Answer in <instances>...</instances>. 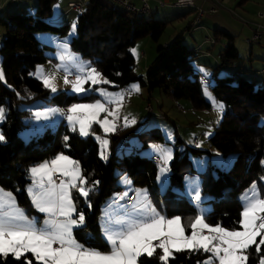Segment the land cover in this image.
<instances>
[{
  "label": "trees",
  "instance_id": "trees-1",
  "mask_svg": "<svg viewBox=\"0 0 264 264\" xmlns=\"http://www.w3.org/2000/svg\"><path fill=\"white\" fill-rule=\"evenodd\" d=\"M36 2L34 14L9 10L0 13V69L3 73V79H0V106L6 109L7 116L6 121L0 124V132L6 137V141L0 142V187L14 193L18 206L28 216H38L25 191L31 182L26 170L63 153L79 162L82 175L89 181L85 187L92 189L88 198L91 208L87 207L84 197L76 189H71L77 209H82L86 216L85 225L73 230L78 242L102 252L110 251V245L101 233L99 220L102 208L114 194L123 190L119 182L122 175H127L135 187L146 188L159 212H165L168 217L180 216L185 234H190L197 208L186 196L177 197V193L172 191L173 187L183 184L184 170L191 164L188 155L181 156L179 150L174 151L169 163L168 187L161 192L157 182L158 162L154 156L133 151L131 155L116 152L135 134V128L140 123L122 126L107 134L109 152L106 160L99 155L96 136L102 135L103 131L98 124H93L90 134L83 137L78 130L71 131L69 125L61 120L55 129L45 128L28 142L21 139L20 132L28 125L24 122L28 111L19 108V102L42 99L48 104L68 107L73 103L97 99L93 93L78 96L60 91L51 95L50 89L45 88L40 79L30 75L38 65L50 60L57 61L56 57L46 54L47 50H55V47L39 43L38 34L52 33L63 37L69 28L68 24L51 21L54 0ZM144 15L126 11L109 0H88L85 4L84 11L77 18V32L69 46L82 58L89 59L92 66L111 82L101 83L95 88L125 89L137 82L150 92L158 89L172 99L190 100L197 110H210L212 103L203 94L201 77L194 72L190 63L193 51L183 44L182 35L156 48V57L147 66L144 75L136 72V58L130 49L136 41L148 36L158 43L169 23L158 19L147 20L143 18ZM222 39L227 44L218 52L219 63L213 70V79H209L215 99L224 104V113L208 141L222 155L234 154L235 159L229 169H217L216 175L211 171H203L199 175L203 192L214 196L205 222L210 226L219 224L226 229H235L241 228L239 222L243 206L239 194L256 182L260 196L264 198V165L261 163L264 161V88L255 86L240 70L228 76L217 75L224 65H240L235 37L215 29L213 42ZM261 72L264 74V70ZM86 86L91 87L90 84ZM65 136L69 137L67 141L64 140ZM157 138L162 139L161 136ZM191 152L199 154L201 150L193 148ZM93 181L98 183L93 184ZM254 248L255 245L248 250L250 264H258L259 257ZM160 251L157 248V253ZM174 255L176 259L170 260L169 264H197V260L207 259L211 253L182 251ZM141 262L161 264L155 254L153 257L141 256L138 264ZM0 264L18 262L9 256L6 261L0 258Z\"/></svg>",
  "mask_w": 264,
  "mask_h": 264
},
{
  "label": "snow or ice",
  "instance_id": "snow-or-ice-1",
  "mask_svg": "<svg viewBox=\"0 0 264 264\" xmlns=\"http://www.w3.org/2000/svg\"><path fill=\"white\" fill-rule=\"evenodd\" d=\"M76 32L77 24L73 23L66 38H47L58 48L60 52L58 58L61 62L76 60L74 54L68 55L71 37ZM130 52L134 56L137 55L135 48L130 49ZM38 71L41 73L38 79L41 80L42 85L55 93L57 89L53 83L54 78L43 75L42 69ZM196 71L201 76L203 94L217 111L223 112V102L217 101L209 91L210 74L203 68H197ZM67 75L66 72V84L70 83ZM0 79H3L2 72ZM101 83L111 82L103 79L102 74L95 67H89L76 76L75 82L72 83V92L79 95L95 90L102 97L111 96L112 94L107 90L95 88ZM87 84L92 87L85 88ZM132 89L139 91V86L133 85ZM17 95L19 96V93ZM123 99L124 95L120 93L115 95L114 100L105 102L97 99L94 102L73 103L66 109V113L61 109H46L37 111L34 115L36 120L49 122L57 114L65 116L70 130L76 131L78 126L80 136H88L93 124H98L107 134L115 131L116 117L114 110L109 109L106 104L116 103L119 106ZM101 113H106L103 119L100 118ZM108 116L113 117V122L108 120ZM6 118V109L0 106V123L5 122ZM135 123V120L129 121L127 117L124 118L125 127ZM25 139L27 141L28 137ZM68 139L69 137H64L65 141ZM96 139L100 144V158L106 160L109 141L99 136ZM4 141L6 137L0 133V142ZM128 154H132L131 150ZM150 154H156L157 158L163 161L164 166L159 168L157 181L164 191L168 185L166 173L168 162L172 159L171 152L166 150L165 146L152 145ZM215 163L227 169L231 167L232 161ZM261 163L264 165V161ZM200 167L203 168V165ZM57 174L68 179H60L57 183L53 178ZM26 175L31 183L25 191L31 198L32 205L39 212L45 213L46 218L42 225L38 223L37 218H30L18 207L14 193L0 187V258L5 261L11 256L18 264H138L141 256L153 257L155 254L161 264H169L170 260L176 259L174 253L186 251L212 254L207 259L197 260V264H215V262L250 264L248 250L255 245L253 250L259 257L258 264H264V255H261L264 252V199L259 198L256 192L251 195L246 194L244 197L242 219L239 222L242 230H227L219 224L210 226L205 222L206 210L199 207L204 199L201 196L199 180L185 178L187 191H177V197L188 196L198 207L197 215L191 224L192 231L186 235L181 217L167 218L162 215L148 199L146 189H137L134 197H128V192L125 191L118 198H114L113 204H118L119 200L125 198L143 197V199L139 204L130 207L127 204L120 206L114 216L109 215L106 218L102 231L110 245V251L102 252L78 242L73 235L74 228L85 225L86 216L82 209H77L71 189H76L79 195L84 197V203L88 208L92 207L88 199L92 189L85 187L89 181L82 175L79 162L59 153L50 161L28 168ZM120 182L131 183L124 176L120 177ZM251 188L256 189L257 185L253 183ZM157 248L161 250L160 253H157Z\"/></svg>",
  "mask_w": 264,
  "mask_h": 264
},
{
  "label": "rangeland",
  "instance_id": "rangeland-1",
  "mask_svg": "<svg viewBox=\"0 0 264 264\" xmlns=\"http://www.w3.org/2000/svg\"><path fill=\"white\" fill-rule=\"evenodd\" d=\"M2 1L3 0H0V3ZM23 1L25 5L23 4ZM19 2H22V4L18 6L19 11L17 12L24 14H34L35 9L37 7L36 3L34 7L29 9L30 5L32 6V0H19ZM71 2L86 4L88 0H54L52 4L51 21H55L54 23L56 24H68L69 28L67 34L63 37H59L58 35L52 33H40L38 38L51 37L54 39L55 38L64 39L68 36L72 24L76 23L77 18L80 15L79 11L71 9L69 7V3ZM136 2L139 6L140 5L139 0H137ZM200 2H203L202 3L203 9L206 10L207 13L204 15V17L200 22L192 26L191 24H193V20L195 18L194 16L196 13L193 9L180 8L175 6L160 7L158 6L157 3L153 1L150 3L152 10L151 12L146 13L143 16V18L147 20L158 19L162 21H167L169 23L164 33L160 37L158 43H155L153 40H151L149 36L141 38L138 41H136L135 45L132 47V49L133 48L136 49V53H137V55H135L136 72L138 74L144 75L148 64H150L156 57V48L159 45L168 44L169 42H172L178 35H182L183 44H185V46L188 49L193 51V56L190 63L192 65V68L194 69V72L198 73L196 69L203 68L210 74L209 78L213 79L212 73L214 68L217 66V61H219L218 52L225 46V44H227L226 40L224 39H222L217 43H213L214 30L221 29L235 37L234 44L239 51L238 52L240 54L239 56L241 57L248 56V57L246 58L245 63L240 62L241 65H235V66L224 65L222 68H220L217 71V75L228 76L231 75L235 70H240L242 74L249 75V73L246 72L245 69L247 70L254 69V72H256L255 74L256 81L254 85L257 86L258 77L260 76V71L263 69L264 66V0H218L216 13H210L208 11L209 8L212 6V3L210 1H206L210 5L208 9L207 6L204 4L205 1H200ZM5 3L6 4L8 3V5L12 4L10 0H5L3 4ZM12 5L13 8L17 6V4H12ZM13 8H10L9 11H14ZM189 26H191L190 29ZM256 32L261 35V39L251 44L249 40L253 38ZM44 40H46L45 41L46 44H51L48 41V39H44ZM55 48H56L55 50H47L46 54H48L49 56L56 57L57 61L50 60L44 64L38 65L36 69L32 71L31 74H33L32 76L38 78L41 75L38 69H42L43 75L54 78L53 83L57 89L55 93L64 91L66 93L75 94L72 92V83L74 82L67 84L65 83V73L67 72L68 75L69 74L75 75L76 77L77 75L82 73V70L86 71L89 67H93V66L89 59L82 58L80 54L73 52L70 49V46H69L68 55L74 54L76 56V60L75 61L65 60L64 62H61L58 58L60 52L57 47ZM250 51H252L253 53L252 59H250V55H249L251 53ZM0 72H2L1 69ZM248 77L251 78L250 75ZM102 78L106 79L103 76ZM133 85H138L139 91H134L132 89ZM85 88H90V86L85 85ZM100 88L107 90V92L112 95L102 97L99 95V92L95 90L89 91L86 94H79V95L76 94V95L86 96L87 94L93 93L97 95V99L101 100V102H105L108 100H114L116 94L123 93L124 99L119 106L116 103L106 104V106L109 109L114 110L115 112V117H116L114 120L115 131L118 128H120L121 125L124 126L125 117H127L129 121L135 120L136 121L135 124L140 123L135 128V134L131 135L123 143V145L119 146L116 152L119 155H122V154H127L129 150H131L135 153H139L145 156H157L156 154H150L151 146L162 145L166 147V150L171 152L172 158L174 156L175 150H179L181 156L187 154L191 164L189 167H187L184 170L183 184L181 186L173 187L172 191L176 193L177 191L186 192L187 185L185 182V178H189L190 180L198 179L201 196L204 198L199 207L205 209L206 213H208L212 208L211 200L214 198V196L208 192H203V186L201 183V178L199 173L203 171H208V172L211 171L213 175H216L217 169L220 170L229 169V168L226 169L219 163H215L216 161L227 162L231 160L233 164V161L235 159L234 154L222 155L218 150L211 147L208 141V138L214 133L215 127L221 121L224 110L223 112L217 111L213 107V105L210 110H206V109L197 110L193 108L190 100L188 99H179V100L172 99L161 93L158 89H154L150 92L147 87L141 86L137 82L131 83L125 89H119V88L113 89L110 87H103V86L96 87V89H100ZM209 91L211 92V95L214 96L211 89H209ZM55 93L51 92V95ZM206 99L209 102H211L207 97ZM148 104L151 106V107L149 106L150 107L149 110L152 111L153 114H151L146 109V106ZM18 107L25 108L28 111V116L24 117V122L27 123L28 125H26L20 132V137L24 142H28L32 136L42 133L45 128L55 129L61 120H63L65 123L68 124L65 116H61L59 114L53 117L50 122L43 120H36L34 114L37 111H44L46 109H61L64 110L66 113V109L69 106L61 107L55 104H48L42 99H34L30 102H19ZM105 116L106 113H101L100 118L103 119ZM108 120L110 122H113V117L108 116ZM77 130L79 132L78 126H77ZM107 134L103 132V134L99 135V137L101 139H107L109 141ZM157 136H161L162 139L159 140ZM26 137H28L27 141L25 139ZM193 148L199 149L201 150V152L199 154H193L191 152V149ZM99 151H100V144H99ZM108 152H109V145L107 149V155ZM170 161L168 162L167 165L168 168V171L166 173L167 178L169 177V172H170L169 170ZM201 165H203V168L200 167ZM162 166L164 165H163V161L161 160V163H158V175H159V168ZM57 176L59 175L57 174L56 177ZM122 176L128 178L127 175H122ZM60 179L67 180L68 178L60 177ZM129 181L131 182V180ZM254 183L257 185L256 189L251 188L253 184L252 183L248 188L244 189L239 194V198L241 200L242 206H244V197L246 194L251 195L253 192H256L259 194V198L264 199L260 196L258 184L256 182ZM121 184L124 186L123 190H127L125 184L123 183ZM129 185L131 188L129 189V192H131L133 191L134 186L132 182ZM158 185L160 187L161 192H165L167 190L166 189L162 191L159 182ZM137 189H146V188L139 187ZM115 195L117 194H114L113 196ZM186 197L189 199L188 196ZM190 201L196 206L198 211V207L195 204V202L192 200ZM109 205H115V204H113L112 201ZM18 207L21 208L20 206ZM33 208L38 213L37 214L38 216H29V217L37 218L38 223L42 225L44 219L46 218V214L39 212L34 206ZM160 213L166 216L167 218H172V217H168L165 212H160ZM40 215H42L41 218ZM106 218H107L106 215H104L103 219L100 221L101 227L104 225ZM227 230H242V229L235 228V229H227ZM101 233L104 236L102 231ZM211 255L209 257H211ZM215 264H218V262H215Z\"/></svg>",
  "mask_w": 264,
  "mask_h": 264
},
{
  "label": "built area",
  "instance_id": "built-area-1",
  "mask_svg": "<svg viewBox=\"0 0 264 264\" xmlns=\"http://www.w3.org/2000/svg\"><path fill=\"white\" fill-rule=\"evenodd\" d=\"M16 1V0H13ZM118 7L129 11V12H134L137 14H146L151 12V5L150 3L153 1L158 4V6L163 7V6H175V7H180V8H190L195 10L196 15L193 20V24H196L201 21V19L204 17V15L207 13L206 10H204L201 7H198L197 4L200 1H210L212 3V6L209 8L210 13H216L217 12V5H218V0H139L140 5H136L133 0H109ZM69 7L71 9L77 10L80 13L84 11L85 4L83 3H76V2H71L69 3ZM263 16V15H262ZM261 39V35L259 33H255L253 38L249 40L251 44L255 41H259ZM67 79L70 81V83L75 82V75H67ZM150 105L148 104L146 106V109L152 114V111H150ZM155 161L158 163H161V160L157 158V156L153 157ZM55 180L57 183H59L60 177H56ZM132 197V196H131ZM131 200V199H129ZM158 243V242H157Z\"/></svg>",
  "mask_w": 264,
  "mask_h": 264
},
{
  "label": "crops",
  "instance_id": "crops-1",
  "mask_svg": "<svg viewBox=\"0 0 264 264\" xmlns=\"http://www.w3.org/2000/svg\"><path fill=\"white\" fill-rule=\"evenodd\" d=\"M4 1L5 0H3L1 3H0V13L1 12H3V11H5V10H10V8H13V5L12 4H17V6H15L13 9H14V11H19V8H18V6L19 5H21L22 4V2H19V1H17V2H12L11 0H10V2H12V4L11 5H8V3L6 4H3L4 3ZM137 0H133V2L136 4V5H138L137 4V2H136ZM35 3H37L35 0H32V6L30 5V8L29 9H31L32 7H34V5H35ZM202 3L203 2H199L198 4H197V6L198 7H201V8H203V6H202ZM208 2H204V4L207 6V9L210 7V5H209V3L207 4ZM10 4V3H9ZM23 4L25 5V3H24V1H23ZM195 11V10H194ZM195 15H196V13H195ZM195 17V16H194ZM202 20V19H201ZM52 22H55V21H52ZM38 36H39V34H38ZM38 36H37V41L39 42V43H45V41L46 40H44V39H47L48 37H42V38H38ZM44 36H46V35H44ZM214 43V42H213ZM166 45V44H165ZM56 49V48H55ZM237 49V48H236ZM237 51H238V49H237ZM239 52V51H238ZM251 53L249 54L250 55V59H252V56H253V53H252V51H250ZM240 55V54H239ZM248 56H243V57H241L240 56V62L241 63H245V61H246V58H247ZM219 58V57H218ZM218 63H219V61H217V65H218ZM251 63V62H250ZM149 65V64H148ZM241 65V64H240ZM262 70H264V66H263V69ZM261 70V71H262ZM245 71L246 72H248L249 73V75L251 76V78H249L248 76L249 75H247V74H242L241 72V74L245 77V78H248V79H251L254 83H255V81H256V78H255V74H256V72H254V69H252V70H247V69H245ZM260 71V76L258 77V82H257V85L258 86H261V87H263L264 88V74L262 73ZM121 127H122V125H121ZM120 127V128H121ZM57 177H59V176H57ZM54 178H56V176L54 177ZM127 180H130V179H128L127 178ZM134 186V185H133ZM124 187V186H123ZM125 187L127 188V190H122L121 192H119V193H116L117 195H115V196H113V198L102 208V211H101V215H100V220H99V222L103 219V216L104 215H106V217H108L109 215H115V213L120 209V206H123V205H125V204H127V206H132V205H134V204H139L141 201H142V199H143V197H137L136 199H131V200H129L128 198H125V200H119L118 201V204H115V205H111V207H110V203L114 200V198H118V196L120 195V194H123L125 191H127L128 192V197H134V196H136V190H137V188H139V187H135L134 186V189H133V191H131V192H129V189H131L130 188V185L129 184H125ZM124 189V188H123ZM147 190V189H146ZM147 193H148V191H147ZM148 198H149V200H150V197H149V193H148ZM100 227H101V225H100ZM101 229H102V227H101ZM74 230V229H73ZM102 231V230H101ZM103 232V231H102ZM205 234H207V232L205 231ZM104 237V236H103Z\"/></svg>",
  "mask_w": 264,
  "mask_h": 264
}]
</instances>
